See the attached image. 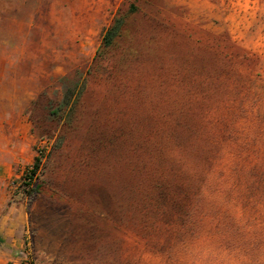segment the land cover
I'll return each instance as SVG.
<instances>
[{
    "label": "rangeland",
    "instance_id": "rangeland-1",
    "mask_svg": "<svg viewBox=\"0 0 264 264\" xmlns=\"http://www.w3.org/2000/svg\"><path fill=\"white\" fill-rule=\"evenodd\" d=\"M152 1L185 26L230 40L251 65L248 96L163 252L106 215L115 214L118 169L107 167L103 148L95 168L89 156L91 135L106 129L102 82L88 80L81 122L50 113L62 98L60 79L85 71L114 13L134 5L151 14V0H0V142L22 113L42 154L40 193L28 206L20 175L31 163L7 181L25 203L33 264H264V0Z\"/></svg>",
    "mask_w": 264,
    "mask_h": 264
},
{
    "label": "trees",
    "instance_id": "trees-1",
    "mask_svg": "<svg viewBox=\"0 0 264 264\" xmlns=\"http://www.w3.org/2000/svg\"><path fill=\"white\" fill-rule=\"evenodd\" d=\"M151 6L157 8L152 0ZM139 14L134 5L114 13L85 71L60 79L62 98L50 113L81 122L88 80L102 82L106 129L100 138L91 135L89 156L95 168L103 148L107 167L118 169L110 189L115 214L106 215L163 252L184 225L248 96L251 65L226 38L157 9ZM41 159V152L35 155L24 182L27 206L40 193L34 181Z\"/></svg>",
    "mask_w": 264,
    "mask_h": 264
},
{
    "label": "crops",
    "instance_id": "crops-1",
    "mask_svg": "<svg viewBox=\"0 0 264 264\" xmlns=\"http://www.w3.org/2000/svg\"><path fill=\"white\" fill-rule=\"evenodd\" d=\"M33 145L27 117L19 113L0 142V264H9L25 241L28 216L25 203L12 196L7 181L32 163L37 154Z\"/></svg>",
    "mask_w": 264,
    "mask_h": 264
},
{
    "label": "built area",
    "instance_id": "built-area-1",
    "mask_svg": "<svg viewBox=\"0 0 264 264\" xmlns=\"http://www.w3.org/2000/svg\"><path fill=\"white\" fill-rule=\"evenodd\" d=\"M40 148L37 150V154L40 153ZM32 163L23 170L20 175L21 181L24 185V182H29V170L31 169ZM25 186V185H24ZM29 243L25 242L23 246L17 251L18 259L16 260L15 264H33L31 258L28 256L30 254L29 251Z\"/></svg>",
    "mask_w": 264,
    "mask_h": 264
}]
</instances>
